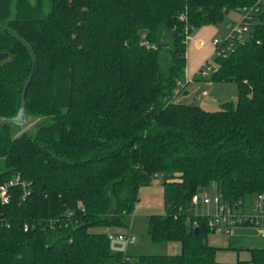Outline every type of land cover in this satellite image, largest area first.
Returning <instances> with one entry per match:
<instances>
[{
    "label": "trees",
    "instance_id": "trees-1",
    "mask_svg": "<svg viewBox=\"0 0 264 264\" xmlns=\"http://www.w3.org/2000/svg\"><path fill=\"white\" fill-rule=\"evenodd\" d=\"M256 3L0 0V183L20 179L0 206V264L129 262L97 229L127 228L140 186L155 176L165 211L149 215L147 236L180 241L181 251L134 263L264 264V246L218 261L208 234L220 225L191 202L213 182L237 206L264 194V4L247 38L212 57L207 78L236 82L237 102L210 110L176 100L186 34ZM26 82L34 121L22 128L11 118Z\"/></svg>",
    "mask_w": 264,
    "mask_h": 264
},
{
    "label": "rangeland",
    "instance_id": "rangeland-1",
    "mask_svg": "<svg viewBox=\"0 0 264 264\" xmlns=\"http://www.w3.org/2000/svg\"><path fill=\"white\" fill-rule=\"evenodd\" d=\"M228 15L225 16V18L216 23L215 26L217 27V37H224L228 33V29L226 28L225 24L226 22H229ZM194 33L193 29L191 33L189 32L187 35L189 37L190 34ZM188 37L186 39L188 40ZM186 40V44H188ZM167 51V50H166ZM205 63V64H204ZM207 63H210L212 66V69H214V62L211 57H208L204 62V66L201 65L200 69L203 68L205 70L207 67ZM209 75V74H208ZM207 76H204L203 78L200 76H196L195 79H191L188 83H184V88L182 91H180L176 97L177 101H185V102H195L202 106H204L207 109L214 110L220 107L222 102L225 101H233L234 103L237 102L238 99V87L236 82L232 80L223 81V80H209ZM175 90H177L175 88ZM205 91V94L202 95V92ZM32 117H29V120H27V124L24 125V127H33V121L34 119H31ZM22 127V128H24ZM153 185V188H160L162 189L161 184V178L160 176H155L152 181L149 183ZM149 184H145L143 186H148ZM199 193L206 194L209 198H212L215 194H217V186L216 183L213 182L207 187H202L199 189ZM196 212H200L202 214L211 215L215 211V204L213 201L209 203H199L194 206ZM150 212L153 213H163L165 211L164 206H159L155 209H149ZM137 211V210H136ZM135 210L132 212L135 213ZM138 209V213H139ZM129 217V220L131 222V216ZM138 226H136V230L133 231V235L136 238V241L129 245L130 250L140 253H160V244L158 242H152L147 234V238L142 233L143 229L142 226L146 224V218L145 216H138ZM216 234L222 235L218 240L221 245H226L228 240L231 239V243L235 244L237 246V250L233 251L234 256L237 254L240 258H250V250L249 247L252 246H264V237L260 234V228L251 224H235L231 225L229 227V232L225 231L224 226H220L215 230ZM230 235V236H229ZM149 240V242L146 241ZM151 241V242H150ZM111 247H116L115 250H125V241H118L114 238H111ZM119 246V247H118ZM136 247V248H135ZM223 250L225 251V247H223ZM228 251V250H226ZM234 258V257H232ZM250 264H255L254 262H250Z\"/></svg>",
    "mask_w": 264,
    "mask_h": 264
},
{
    "label": "crops",
    "instance_id": "crops-1",
    "mask_svg": "<svg viewBox=\"0 0 264 264\" xmlns=\"http://www.w3.org/2000/svg\"><path fill=\"white\" fill-rule=\"evenodd\" d=\"M226 15H228L229 20L230 19L232 20L238 17V13L235 9L228 11ZM193 31L194 33L190 34L188 37V40H187L188 44H186V50H185V57H186L185 80L187 81L186 83H188L191 79H195L196 76H199V69L201 65L203 64V62L208 57H211V56L213 57L214 47L212 45V39L213 37H217V34H216L217 27L213 23L199 26L197 28H194ZM159 206H164L163 187L162 189H160V188H153V185L151 184H149L147 187L141 185L139 188L138 199L133 209V211L134 210L135 211L137 210V211L132 214L131 222L129 226L127 228L99 227L97 230L106 231L108 234H112V235H116L120 232H128L130 234H133V231L136 230V226H138L137 224L138 216H145L146 224H144L141 229H143L142 231L144 232L142 233L147 238L146 231H147V225H148V217L150 214H153V212H150L149 209H155V208H158ZM138 209L140 210L139 213H138ZM221 236L222 235L220 234H216L215 231L210 232L208 234V242L214 246H217V250L215 252V258L218 261H222V262H231V261H235L238 258H240L238 254L234 256V253H232V250L236 252H238V250L236 249L237 246L231 243V239L228 240L225 246L220 244L218 239ZM112 238L118 241H122V240L117 239L116 237H112ZM135 241H136V238L131 243L125 242L126 243L125 250H122V251L125 255H127L129 262L124 263V264H136L133 262L134 255L143 253V252H140V253L134 252L136 251L134 249L133 251L130 250L129 245L127 244H132ZM147 242H149V240ZM158 243L161 246L159 248L161 251L160 253H179L181 251L180 241L170 240V241H163V242H158ZM223 247H225V251L223 250ZM112 249L116 251L115 246ZM254 263L262 264V263H257V262H254Z\"/></svg>",
    "mask_w": 264,
    "mask_h": 264
},
{
    "label": "built area",
    "instance_id": "built-area-1",
    "mask_svg": "<svg viewBox=\"0 0 264 264\" xmlns=\"http://www.w3.org/2000/svg\"><path fill=\"white\" fill-rule=\"evenodd\" d=\"M260 4H264V0H257V3L253 5H240L235 8L238 13V17L226 23V28L228 29L226 36L213 37L212 39L214 55H225L233 42H242L247 38L252 26L251 24L254 15L257 11H259ZM185 17L184 13L180 14L181 19H185ZM185 30L187 31V27H185ZM186 37H188L187 34ZM204 64H202V66H204ZM206 65L207 70L203 68L199 69V74L201 76H207L212 69L210 63H207ZM204 93L205 91L202 92V94ZM19 181V177L14 176L13 178H9L8 180L0 183V206L6 203L9 199V186L19 183ZM21 183L25 186L24 181H21ZM211 201L215 204V211L211 214L212 220L215 224L224 226L226 232H229V227L231 225L245 223L259 227L260 234L264 237L263 193L254 194L250 201L238 206L236 204L223 201L219 194H215L212 198H209L206 194L197 192L193 194L191 198V202L193 204H198L200 202L209 203ZM109 237H116L117 239L124 240L127 243H131L135 239L134 235L128 232H120L116 235L109 234Z\"/></svg>",
    "mask_w": 264,
    "mask_h": 264
},
{
    "label": "water",
    "instance_id": "water-1",
    "mask_svg": "<svg viewBox=\"0 0 264 264\" xmlns=\"http://www.w3.org/2000/svg\"><path fill=\"white\" fill-rule=\"evenodd\" d=\"M167 42V39L163 40L161 43L163 45H165ZM3 56H6V53H0V59L3 57ZM31 76V75H30ZM29 76V78H30ZM28 82V81H27ZM27 82L23 88V91H22V105H21V109L19 110L18 112V115L16 117H13L11 118L13 121H16L20 124L21 127H24L25 124H27V118H26V115H25V111H24V103H23V99H24V93H25V89H26V86H27ZM198 227L196 226L195 227V230H197Z\"/></svg>",
    "mask_w": 264,
    "mask_h": 264
}]
</instances>
